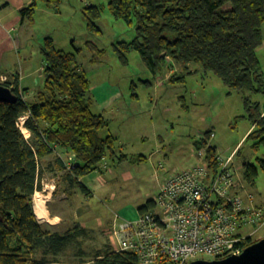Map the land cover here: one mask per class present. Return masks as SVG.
Returning a JSON list of instances; mask_svg holds the SVG:
<instances>
[{"label":"trees","instance_id":"trees-1","mask_svg":"<svg viewBox=\"0 0 264 264\" xmlns=\"http://www.w3.org/2000/svg\"><path fill=\"white\" fill-rule=\"evenodd\" d=\"M37 1L57 9L63 0H32L19 10L23 20L33 21ZM107 5L114 18L135 27L132 40L118 42L124 62V52L136 50L154 75L168 65L181 66L179 74H182L189 64H199L226 86L244 94L252 122L245 140H253L254 150L264 146V115L259 103H251L245 95L246 92L264 95V72L257 54L264 40V0H108ZM84 16L88 30L100 32L95 22L100 8L87 6ZM40 52L45 62L41 88L26 96V89L19 87L17 78L2 83L12 86L17 99L13 103L0 101V264H138L134 253L116 252L110 242L109 249L87 260L78 247V238L86 228L75 223L60 232L40 223L34 213L33 195L42 189L43 158L54 155L49 163L76 182L84 194L90 192L77 181L78 177L104 172L105 159L118 163L146 159L142 154L123 152L113 134L99 137V130L107 128L109 121L92 110L90 81L77 63L76 54L56 47L50 36L44 37ZM179 78L183 76L173 74L170 81ZM23 116L28 137L19 127ZM211 132L207 130L205 139L194 141L196 148L208 143ZM63 153L73 158L70 170L66 169ZM237 153L239 149L234 156ZM215 156L216 148L210 145L205 159L212 173L217 167ZM257 161L264 170V159ZM240 169L246 183H255L256 164L244 161ZM152 208L153 201L149 199L138 212ZM10 237L19 246H11ZM251 240L243 241L242 249L253 243ZM70 245L76 246L75 257L63 261L61 255Z\"/></svg>","mask_w":264,"mask_h":264},{"label":"rangeland","instance_id":"rangeland-1","mask_svg":"<svg viewBox=\"0 0 264 264\" xmlns=\"http://www.w3.org/2000/svg\"><path fill=\"white\" fill-rule=\"evenodd\" d=\"M107 2L63 0L55 9L37 1L33 21L26 20L22 26L26 48L22 50L23 62L25 56L33 69H39L23 80L26 92L37 91L43 85L40 44L45 36H50L56 47L76 54L77 63L84 69L90 85L97 87L93 90L96 102L92 110L109 121L107 129L99 130V137L110 132L117 136L116 145L123 152L142 153L147 157L133 163L105 159L106 169L110 165L113 174L103 172L108 183L91 197L90 204L96 218L104 223L111 221L115 213L119 215V220L135 218L139 213L138 208L156 195L170 174L200 161L194 141L205 139L204 132L207 130L214 133V137L208 139V144L215 146L223 157H228L234 149L240 150L233 157L237 168L236 178L256 201L264 203V170L257 161V158L264 159V146L254 150L251 148L253 140H245L252 122L245 107L244 94L229 88L199 64H189L182 74H179L182 67L177 64L165 66L162 72L154 75L136 50L124 52V62L118 51L121 49L118 42L132 40L135 27L114 18ZM90 5L100 8V16L95 21L100 32H90L87 28L84 9ZM28 30L33 35L30 36ZM257 54L264 72V44L258 48ZM9 62L13 63L11 60ZM173 74L183 78L171 82ZM103 90L104 97L118 93L116 100L104 112L97 106V102L102 100ZM245 95L251 103L258 102L260 110L264 109L262 93L246 92ZM23 118L19 120L20 128L23 127ZM24 134L28 137V130ZM244 161L258 167V176L253 184L242 179L240 167ZM124 170L129 173L128 178L122 176ZM45 182L42 179L44 185L39 190L43 198L52 189ZM112 194L114 197H111ZM108 231L105 224H95L78 238V247L87 260L110 248ZM261 238H264V224L251 237V241ZM9 243L13 247L19 246L14 237L9 238ZM76 251V246L70 245L61 258L69 261L75 257ZM199 257L210 259L206 255Z\"/></svg>","mask_w":264,"mask_h":264},{"label":"built area","instance_id":"built-area-1","mask_svg":"<svg viewBox=\"0 0 264 264\" xmlns=\"http://www.w3.org/2000/svg\"><path fill=\"white\" fill-rule=\"evenodd\" d=\"M6 82L7 75L0 74V83ZM209 146L196 148L198 163L164 180L151 199L152 209L133 219L113 215L109 239L114 251L134 253L138 264H188L200 255L219 259L242 251V242L264 224V203L236 178V150L228 157L216 150L212 173L205 159ZM72 160L67 157V170L73 168Z\"/></svg>","mask_w":264,"mask_h":264},{"label":"crops","instance_id":"crops-1","mask_svg":"<svg viewBox=\"0 0 264 264\" xmlns=\"http://www.w3.org/2000/svg\"><path fill=\"white\" fill-rule=\"evenodd\" d=\"M31 1L32 0H0V74H6L8 77V82H12L13 79L17 78L19 87L26 90L27 88L22 85L23 80L27 75H33V73L39 70L33 69V66L27 63L25 56L23 62L22 50L26 48L25 36L22 32V26L26 24V20L21 18L19 10L29 4ZM28 34L30 36L33 35L31 30H28ZM10 60L13 62L12 64L9 62ZM42 62L43 64L40 69L42 68L43 73L45 65L43 56ZM36 82H38L37 79ZM96 88L97 87L90 85V91L94 100L93 105L96 102L93 90ZM34 92L28 93V91H25L24 93L26 96H29ZM117 96L118 93L114 92L108 97H104L103 90L101 94L103 101L100 99L99 103L97 102V106H99L98 109L104 112L106 107L113 104ZM261 112L262 115H264V109H261ZM108 127L109 125L107 128ZM251 129L252 126L246 133H248ZM107 134L112 133L108 132ZM62 155V158L67 160V157L71 154L63 153ZM53 159L54 155H50L41 159L40 161V165L43 169V175H45L42 177V179H45V185L50 184L52 189L48 195L44 196L47 219H38L39 222L60 232L65 231L75 223H78L81 225V227L86 229L93 228L95 224L101 223L105 224L107 229H110L113 224V218L111 221L104 223L100 219L96 218V212H93V207L90 204L91 197L97 195V191L105 187L108 183L107 179H105L103 176L104 173L94 171L90 174L78 177L77 181L83 183L90 192L88 194H84L81 193V191L77 188L76 182L71 181L67 176L62 174L61 170L55 169L53 164L49 163ZM103 170L104 172L113 174V170L110 168V165H108V169ZM91 175L94 176L91 177ZM122 176L124 178H128L129 173L124 170L122 172ZM114 179H116V177H114ZM111 197H114V194H112Z\"/></svg>","mask_w":264,"mask_h":264},{"label":"water","instance_id":"water-1","mask_svg":"<svg viewBox=\"0 0 264 264\" xmlns=\"http://www.w3.org/2000/svg\"><path fill=\"white\" fill-rule=\"evenodd\" d=\"M166 56V53H163ZM17 99L10 87L0 83V101L13 103ZM188 264H264V238H261L234 253L219 259H194Z\"/></svg>","mask_w":264,"mask_h":264},{"label":"bare ground","instance_id":"bare-ground-1","mask_svg":"<svg viewBox=\"0 0 264 264\" xmlns=\"http://www.w3.org/2000/svg\"><path fill=\"white\" fill-rule=\"evenodd\" d=\"M22 120L24 121V118ZM21 130L23 131V133H25V131H27V129L24 126L21 127ZM194 147H196V145H194ZM214 166H215V164H214ZM212 168L214 169L215 167H212ZM32 203H33L34 213L36 214V216L40 219H47L45 201H44V198L42 197V194L39 191H35V193L33 195V202Z\"/></svg>","mask_w":264,"mask_h":264},{"label":"clouds","instance_id":"clouds-1","mask_svg":"<svg viewBox=\"0 0 264 264\" xmlns=\"http://www.w3.org/2000/svg\"><path fill=\"white\" fill-rule=\"evenodd\" d=\"M2 84V83H1Z\"/></svg>","mask_w":264,"mask_h":264}]
</instances>
